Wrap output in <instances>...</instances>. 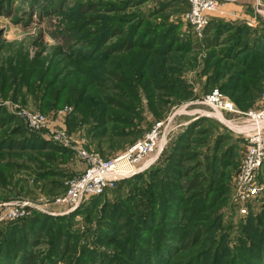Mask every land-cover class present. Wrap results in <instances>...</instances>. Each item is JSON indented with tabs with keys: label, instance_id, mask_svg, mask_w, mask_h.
<instances>
[{
	"label": "rangeland",
	"instance_id": "obj_1",
	"mask_svg": "<svg viewBox=\"0 0 264 264\" xmlns=\"http://www.w3.org/2000/svg\"><path fill=\"white\" fill-rule=\"evenodd\" d=\"M45 1L36 8L27 0H0V142L23 139V147H5L6 153H0V203L43 195L35 192L33 179L46 168L59 167L67 172L65 184L89 166L85 154L115 157L141 139L155 122L170 118L163 153L162 148L151 165L135 173L143 175L142 179L131 180L118 192L107 191L101 199L105 206H78L68 212L66 207L57 206L52 214L37 212L61 217L59 221L66 218L62 222L70 232L67 234L72 237L74 252L58 264L75 262L82 244L116 256L129 246L130 254L138 257L143 250L146 257L156 259L163 246L159 240L164 237L170 238L177 251L166 264H228L231 256L235 257L232 264H237L248 250L250 253L256 246L263 247L264 162L255 179L259 191L242 200L236 194V183L246 142L226 122L236 124L242 119L240 114L260 108L264 82L259 83L261 94L250 95L249 101L235 103L232 99L240 114L215 112L202 100L209 88H222L220 91L230 100L229 92L234 99L240 94L245 98L242 88L247 78L240 73L246 69L242 65L246 52L239 51L231 38L235 35L233 38L246 44L254 30L264 28V0H259L258 7L255 0H223L227 13L209 19L217 24L215 32H219L218 44L210 48L203 44L204 32L201 37L193 34L185 20L188 8L177 0H65L55 12L45 8ZM113 27L121 33L112 36ZM248 30L252 33L247 34ZM128 40L133 50L118 51ZM250 48L249 63H260L261 48L257 56ZM94 78H106L118 89L113 95L103 96ZM253 82L258 85V81ZM23 110L42 114L44 126L30 123L21 115ZM200 118L210 133L194 136L192 152L198 153L197 160L204 167L210 159L215 162L213 149L218 134H227L236 148L223 163L219 157L224 147L221 145L214 164L218 182L213 185L212 181L208 188L205 180L197 198L181 189L172 191L178 194L175 197L180 205L176 221L166 223L165 212L161 215L166 197L160 191L162 184L167 187L166 174L161 170L154 180L148 173L165 166L161 159L166 149L183 128ZM102 132L107 136L99 141L95 135ZM120 132L133 133L127 139L130 145L118 137L109 139ZM44 142L67 152L56 154L40 147ZM194 163L197 161L189 162ZM27 190L34 194H25ZM44 196L51 199L52 194ZM204 196L207 198L201 203ZM104 216L128 222L115 246L99 241ZM57 220L51 226L55 227ZM209 226L213 227L195 244L181 248L182 239L199 227L205 230ZM50 236L54 237L52 233ZM49 245L46 239L34 248L38 257ZM258 255L260 251L253 252L249 264H262Z\"/></svg>",
	"mask_w": 264,
	"mask_h": 264
},
{
	"label": "trees",
	"instance_id": "obj_2",
	"mask_svg": "<svg viewBox=\"0 0 264 264\" xmlns=\"http://www.w3.org/2000/svg\"><path fill=\"white\" fill-rule=\"evenodd\" d=\"M30 7H36L38 8L41 0H27ZM65 2V0H46L45 1V8H51L53 11H58L62 4ZM176 2L184 3L186 7L188 8V5L186 1L184 0H177ZM217 24L213 22V20H210V22L206 25L204 30V39L203 44L206 48H210L218 44V33L215 32ZM261 30L257 31L254 30V34L252 35L251 41L246 42V44H242L239 38H233L232 36L231 41L234 42L236 47H238L240 50L246 52L245 54V60L242 61V65L246 67L245 70L241 71L240 75L241 77L246 76L247 79H245V86L242 88L243 93L245 94L242 96L240 94L239 99H234L233 96L229 92V97L234 100L235 103H238V101L241 100H248L249 96L251 95V98L254 96H258V94L261 91L260 85L262 81L264 82V28H260ZM258 32V33H257ZM121 33V30L117 27L112 28V36L118 35ZM248 30L247 34H250ZM252 47V48H250ZM249 48L250 51H253V55L256 54L257 56V49L261 48L262 55L260 59V63L255 61H252L249 63ZM118 51H124L125 53H128L129 51L133 50V46L131 44V41L128 40L124 43V45L120 46L118 48ZM109 50V49H107ZM117 51V49L115 50ZM249 70H251L250 73ZM233 79H236L233 74H231ZM249 77H251L252 80H249ZM230 76L229 80H233ZM258 81V85L255 84L253 81ZM93 83L95 87H97L100 94L103 96H107L110 93H115V90L118 89L117 86H114L111 84V82L106 78H94ZM240 84V83H239ZM239 84H235L239 88ZM250 84V85H249ZM264 84V83H263ZM229 85V84H228ZM205 87H208L206 85ZM230 89V85L228 86ZM212 90V88H209L208 91ZM220 90L223 91L222 88ZM261 94V93H260ZM204 120L203 119H197L193 122H190L185 128L181 130V132L176 136V139L172 143L171 147H168L161 159V161L164 162L165 166H163L162 169L155 168L154 170L149 171L148 175L151 176L152 179L156 180V177H158L159 172L163 170V174H166V188L161 186V193L165 195L166 200L164 203V208L162 209L161 215L164 214V220L166 223H170L174 220L176 221V216L178 213V208L180 205V199L176 198L175 196H178L176 192H172L175 188L181 189L185 194H190L194 198H197L201 191H202V185L205 182V180H208V188L212 185H214V181L218 182L214 176V172L217 170L216 166L214 165L216 163V156L218 151H220L221 145H224L223 150L219 153L220 158L224 163V159L226 156L233 154L236 144L235 143H229V137L226 136L227 134H218L216 136L215 140V148L213 149V160L215 159V162H212V159H210V164H207L205 167L203 166V162H200L201 160H197L198 153L192 152L193 144L196 143V140L194 139V136H199L204 133L208 134L210 133V128L204 127ZM210 127V126H209ZM200 128V129H197ZM130 132H120L117 136L111 135L109 139L111 140L116 139V137L120 138L122 140L121 142L128 144L129 139L131 136ZM107 136L106 132L97 133L95 137L99 141H103L104 138ZM23 140V139H22ZM22 140H8L4 142L3 144L0 142V153H6L3 152V149L5 147H23ZM133 141V140H131ZM132 143V142H131ZM129 143V145L131 144ZM5 145V146H4ZM40 147L43 148H49L52 152L59 154H66L67 151H65L63 148L59 146H50L49 143L44 142ZM165 149L163 148L161 154L163 153ZM13 152V151H12ZM160 154V155H161ZM159 155V156H160ZM209 159V158H208ZM197 161V164L190 165V161ZM223 165V164H222ZM203 166V169L200 171V167ZM204 173V174H203ZM209 173V175L207 174ZM38 176L33 179V186L36 188L35 192L43 193V194H57L61 193L65 190V184L63 182L64 175H68L67 172H65L63 169L59 167H49L46 168L44 172H40V174H37ZM209 176V177H207ZM143 178V175L140 174H134L129 179H122L116 182L115 186L113 188L107 189L103 194L97 195V196H90L86 198L78 208L81 206H87L91 207L90 209H94L99 203L104 204L105 206V200L102 201V198L106 197L107 191H113L116 190L117 192L122 190L125 185H127L128 182L132 181H138ZM215 182V185H216ZM174 186V187H169ZM31 190H27L25 194L27 195H33L34 193H30ZM160 193V192H159ZM162 194H160L161 200H162ZM207 197L204 196L201 202V197L198 198V201H196V205H200L204 202V199ZM87 200V201H86ZM102 201V202H101ZM199 201L201 202L199 204ZM85 202H87L85 205H83ZM103 206V207H104ZM106 215L107 212L105 211ZM105 215V214H104ZM157 216V215H156ZM109 218V219H108ZM153 218V216H152ZM61 219V217H52L47 216L41 213L33 212L32 214L8 221L3 222L0 224V264H58L59 262H65L68 257L73 254V243H72V237L69 236L66 232V226L62 221H65L66 219L64 216L62 217V221L57 220ZM57 220L58 223L56 227L51 226L52 222ZM173 222V223H174ZM101 234H99V241L105 243L109 246H115L118 243V238L121 237L124 234V231L126 227L128 226V222L125 220L123 221L121 218L113 219L111 216H104L101 220ZM216 224V222H215ZM50 225V226H49ZM214 226V225H213ZM213 226L207 227L205 230H202L201 227L196 229L193 233L189 234L188 238L182 239L180 243L183 245L181 248H187L189 245L195 244L196 241L206 232L209 231ZM201 228V229H200ZM104 231V232H103ZM50 233L54 235L50 236ZM95 235V232H93ZM161 237V236H160ZM46 239H49V246L46 250V253H41V257H38L36 254L34 248L38 246L42 241H46ZM162 241L163 246H160V250L157 253V258L152 259L150 257H146L145 253H143V250L140 253V256L137 257V254H130L128 253V247H125V250L121 252L119 256H116L114 254H108L104 251H99L96 248H91L88 246V244H82L81 250L78 253V257L76 258L75 262L72 264H166L168 259L176 255L177 251H174L173 247L175 244L170 240V238L164 237L159 240V242ZM253 245L252 247H254ZM263 246V245H262ZM221 247V245H219ZM137 253L140 251L139 248H137ZM260 251V255L256 256V258H260L262 261V264H264V246L260 248V246H256L253 248V252ZM253 252L249 253V250L247 251V254H244L238 258L237 264H249L250 259L249 257L252 256ZM147 253V252H146ZM219 253V252H218ZM125 255H129V260H125ZM134 255V256H131ZM231 260L228 264H232L235 261V257L231 256ZM122 260V261H121ZM261 264V263H260Z\"/></svg>",
	"mask_w": 264,
	"mask_h": 264
},
{
	"label": "built area",
	"instance_id": "obj_3",
	"mask_svg": "<svg viewBox=\"0 0 264 264\" xmlns=\"http://www.w3.org/2000/svg\"><path fill=\"white\" fill-rule=\"evenodd\" d=\"M188 5L185 20L194 35L201 37L209 19L214 14H226L223 0H184ZM255 5H260L255 0ZM260 12L259 9H257ZM202 102L215 112H240L230 99L216 88L207 92ZM37 127L44 126V116L40 113L23 110L21 115ZM242 119L229 126L237 135L244 138L246 150L241 160L240 173L236 183V194L242 200L254 196L260 188L255 183L256 174L264 162V91L261 94V106L240 114ZM170 118L157 121L138 141L129 146L123 153L112 158H99L86 155L89 166L82 174L69 178L65 190L48 199L44 194L34 197H22L0 203V224L16 220L33 212L54 213L53 207L64 206L66 212L78 207L86 198L103 194L113 188L117 181L130 177L151 165L162 150ZM229 123V124H228ZM245 212V210H241Z\"/></svg>",
	"mask_w": 264,
	"mask_h": 264
}]
</instances>
